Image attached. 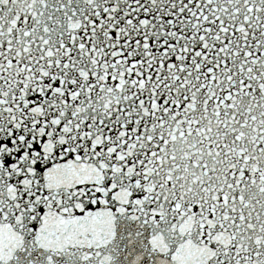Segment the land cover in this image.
Segmentation results:
<instances>
[{
  "label": "snow or ice",
  "instance_id": "snow-or-ice-1",
  "mask_svg": "<svg viewBox=\"0 0 264 264\" xmlns=\"http://www.w3.org/2000/svg\"><path fill=\"white\" fill-rule=\"evenodd\" d=\"M0 264H264V0H0Z\"/></svg>",
  "mask_w": 264,
  "mask_h": 264
}]
</instances>
